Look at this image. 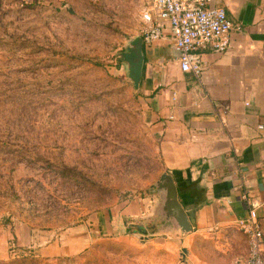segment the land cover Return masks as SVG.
<instances>
[{
  "label": "rangeland",
  "instance_id": "1",
  "mask_svg": "<svg viewBox=\"0 0 264 264\" xmlns=\"http://www.w3.org/2000/svg\"><path fill=\"white\" fill-rule=\"evenodd\" d=\"M148 8L0 0V264H186L150 236L157 133L121 58Z\"/></svg>",
  "mask_w": 264,
  "mask_h": 264
},
{
  "label": "crops",
  "instance_id": "2",
  "mask_svg": "<svg viewBox=\"0 0 264 264\" xmlns=\"http://www.w3.org/2000/svg\"><path fill=\"white\" fill-rule=\"evenodd\" d=\"M213 3L235 25L230 49L201 51L199 79L182 71L165 28L164 38L144 42L139 88L157 133L160 177L174 178L193 227L182 236L186 264H233L247 255V237L238 227L248 214L245 195L261 203L264 237V0ZM102 227L108 228L106 220Z\"/></svg>",
  "mask_w": 264,
  "mask_h": 264
},
{
  "label": "built area",
  "instance_id": "3",
  "mask_svg": "<svg viewBox=\"0 0 264 264\" xmlns=\"http://www.w3.org/2000/svg\"><path fill=\"white\" fill-rule=\"evenodd\" d=\"M165 28H169L179 52L182 71L201 79L205 70L201 51L226 53L235 25L226 9L215 5L213 0H151L144 14L141 34L144 42L149 44L164 38ZM245 201L248 214L238 220V227L247 237L248 252L233 264H264V237L258 215L261 203L248 195Z\"/></svg>",
  "mask_w": 264,
  "mask_h": 264
},
{
  "label": "water",
  "instance_id": "4",
  "mask_svg": "<svg viewBox=\"0 0 264 264\" xmlns=\"http://www.w3.org/2000/svg\"><path fill=\"white\" fill-rule=\"evenodd\" d=\"M122 60L128 67V75L136 89L140 88L143 67L145 63L144 40L143 37L134 38L126 51L121 54ZM156 192L161 201L157 209V215L161 219V226H152V234L157 232L166 233L172 230H179L182 234H188L193 230L191 221L184 207L178 199V188L171 174L164 173L156 182ZM145 237H148V230L142 231ZM184 252L186 250L184 249Z\"/></svg>",
  "mask_w": 264,
  "mask_h": 264
}]
</instances>
